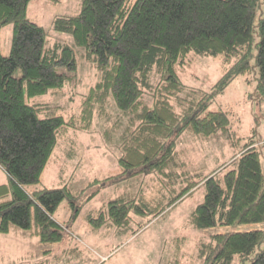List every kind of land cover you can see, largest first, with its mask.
I'll return each mask as SVG.
<instances>
[{
	"label": "trees",
	"instance_id": "1",
	"mask_svg": "<svg viewBox=\"0 0 264 264\" xmlns=\"http://www.w3.org/2000/svg\"><path fill=\"white\" fill-rule=\"evenodd\" d=\"M31 1L0 0V39L2 29L13 26L10 54L0 50V167L8 176L0 184V234L17 227L43 244L61 242L69 226L54 214L64 201L72 212L69 224L100 192L95 187L151 174L169 182L160 202H148L143 191L130 200L115 199L107 211L90 216V224L110 221L126 229L133 216L157 217L201 186L205 199L189 219L194 229L264 223V139L253 135L231 162L209 174L169 171L177 165V144L186 132L207 138L229 133L230 114L210 106L238 77L255 70L264 101V0H80L79 13L57 16L53 28L84 49L99 80L84 95L79 114L68 119L41 117L45 108L26 101L63 90L78 71L75 46L46 47V30L28 18ZM193 54L224 55L230 64L209 91L181 80L179 70L190 65ZM110 106L117 107V115L110 114ZM96 116L105 119L107 141L121 131L120 173L76 192L69 185L30 191L40 183L59 138L71 130L91 131ZM203 251L206 264H264V231L214 234Z\"/></svg>",
	"mask_w": 264,
	"mask_h": 264
},
{
	"label": "rangeland",
	"instance_id": "2",
	"mask_svg": "<svg viewBox=\"0 0 264 264\" xmlns=\"http://www.w3.org/2000/svg\"><path fill=\"white\" fill-rule=\"evenodd\" d=\"M79 11L80 0H61L57 4L52 0H33L28 5V18L46 30V47H54L57 44L75 46L70 34L54 30L53 21L57 16H73ZM12 38L13 26L3 28L0 50L4 56L10 54ZM74 49L78 71L70 74L71 79L66 87L63 90H51L46 95L26 98L29 104L45 108L41 117L62 115L68 119L71 115L79 114L84 95L88 94L89 89L99 80L97 71L84 57V49L76 46ZM190 60L189 66L179 70L181 80L188 87L203 91H209L230 65L224 55L214 57L193 54ZM15 76L20 77L21 72L17 70ZM257 77L255 70L246 76L238 77L210 106L212 111L224 110L230 114L229 133L207 138L196 136L191 131L186 132L178 141L177 165H171L170 172L186 171L192 176L209 174L219 166L231 162L232 157L250 141L253 135L256 140L264 139V101L257 92ZM156 81L157 75L153 74L152 83ZM109 111L113 115L119 112L115 106H110ZM105 127V119L96 116L91 131L71 130L67 135L59 138L40 183L31 186L29 190L69 185L76 192L84 189L95 179L103 180L119 174L117 158L120 155L121 131L115 133L114 140L109 142L103 135ZM261 160L264 173V148ZM180 164H183V169L179 167ZM223 171L225 172L226 169ZM7 181V174L0 168V184ZM168 184V180L165 181L157 174H151L95 187L93 190L99 189L100 192L84 205L74 226L80 230L87 228L89 232L82 235L81 239H77V242L66 239L60 246L71 250L76 243L85 256L83 264H206L203 250L211 242L212 235L252 228L264 231V223L254 226H218L205 230H197L190 226L191 213L205 199V186L196 188L157 217H145L140 221V217L133 216L129 227L126 228L130 231L128 236L106 235L105 231L108 228L106 225L104 231H94L96 227L90 224L89 217H97L101 211H107L110 201L119 198L130 200L143 191V196L148 202H160ZM176 189L179 191V185ZM88 194L78 200V204H83ZM170 197L169 193L168 199ZM71 213L68 202L64 201L54 217L58 222L68 225L69 230L71 223L68 224L67 219ZM106 223L111 224L110 221ZM140 224L143 225L141 229L138 228ZM111 226L117 228L112 224ZM117 229L124 230V228ZM134 230L136 232H133ZM138 231L139 235L135 236ZM7 237L0 234V253L5 255L0 264H13L14 261L16 264H28L27 258L21 259L28 253L25 254L23 249H14L13 243H10L12 237L10 239ZM1 246L6 249L2 251ZM60 246L54 249L53 255L47 258V262L45 258L39 262L64 264V258L61 257L63 249ZM34 255L36 259L42 258L38 252H34ZM74 261L69 251L67 263L73 264ZM233 264H237L236 260Z\"/></svg>",
	"mask_w": 264,
	"mask_h": 264
},
{
	"label": "crops",
	"instance_id": "3",
	"mask_svg": "<svg viewBox=\"0 0 264 264\" xmlns=\"http://www.w3.org/2000/svg\"><path fill=\"white\" fill-rule=\"evenodd\" d=\"M79 215H78V217H79ZM70 217H71V215L68 217L67 221L70 220ZM78 217L71 222V228H69V230L67 231L66 237L63 241H65L66 239H71L72 241H76L77 239L79 240V238L81 239L82 235H85L87 232H89V230H87V228L80 230V228L74 227L77 223ZM143 218H145V216L141 215L140 221H142ZM131 221L132 220H130V223H131ZM136 223H138V222H136ZM104 225H106L108 227V228H106V231H105L106 235H118V234L120 236L130 235L129 234L130 231H128V229H124V230H119L117 228L115 229L114 227L111 226L110 223H104L100 227H96V229H94V231H104L103 230ZM111 231H113V232L108 233ZM2 235L6 236V237L9 236V237H7L8 239H10V237H12L10 243H13L14 249H19V250L23 249L25 254L28 253V255H26L24 257L22 256V258H21V259L27 258L28 264H48L45 262L40 263L39 261H41L43 258H45V261L47 262V258H49L50 256L53 255L54 249H56L57 247H59L63 243V241H61L58 243L43 244L38 239L31 237L29 232L24 231V230H18L16 228H12V230L9 234H2ZM136 235H139V231L135 234V236ZM2 244H4V242ZM5 245L8 248L10 247V246H8V244H5ZM60 248L63 249L61 257L64 258V261H65L64 264H68L67 263V256H68L69 251L71 252L72 258L75 260L73 264H83L85 262V256H84L83 252L78 248L76 243H75L74 247H71V250H69V248H63V246H60ZM1 249L3 251V249H6V248L1 246ZM79 251H81V253H79ZM34 252H38L39 255H42V258L36 259ZM4 257H5V255L0 253V263L3 262ZM60 260H62V259H60ZM13 264H16V261H14Z\"/></svg>",
	"mask_w": 264,
	"mask_h": 264
}]
</instances>
